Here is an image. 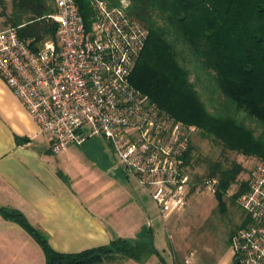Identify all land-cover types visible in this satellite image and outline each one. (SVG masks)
<instances>
[{
  "label": "built area",
  "instance_id": "built-area-1",
  "mask_svg": "<svg viewBox=\"0 0 264 264\" xmlns=\"http://www.w3.org/2000/svg\"><path fill=\"white\" fill-rule=\"evenodd\" d=\"M55 1V37L38 48L17 27L0 29V75L50 136L53 152L107 139L126 176L149 192L166 222L189 205L196 183L186 161L190 129L130 80L148 30L129 15L127 0H96L90 23L77 0ZM247 181L239 201L251 221L231 239L232 264H264V159ZM217 182L208 179L205 188L215 194Z\"/></svg>",
  "mask_w": 264,
  "mask_h": 264
},
{
  "label": "trees",
  "instance_id": "trees-1",
  "mask_svg": "<svg viewBox=\"0 0 264 264\" xmlns=\"http://www.w3.org/2000/svg\"><path fill=\"white\" fill-rule=\"evenodd\" d=\"M107 1L122 5V0ZM127 1L129 15L148 30L130 80L161 110L190 129L186 161L196 183L191 193L205 186L206 180L217 179L214 195L219 210L227 212L230 203L243 208L239 198L249 187L247 178L240 176L250 170L238 160L223 157L209 159L204 174L196 171L201 154L193 131L219 143L224 152L264 159V0ZM77 2L90 23L96 0ZM0 6L7 25L17 27L34 48L55 37V0H0ZM247 119L262 127L261 132L249 126ZM233 185L238 190L230 194ZM0 214L35 238L44 250L46 264H100L117 253L137 260L158 254L151 239L131 243L124 238L80 252H60L21 210L0 206ZM250 221L246 211L241 224L231 231L230 241Z\"/></svg>",
  "mask_w": 264,
  "mask_h": 264
},
{
  "label": "crops",
  "instance_id": "crops-1",
  "mask_svg": "<svg viewBox=\"0 0 264 264\" xmlns=\"http://www.w3.org/2000/svg\"><path fill=\"white\" fill-rule=\"evenodd\" d=\"M95 137L53 152L50 136L0 75V206L21 210L60 252H80L118 238L151 239L158 254L137 260L117 253L100 264H175L168 220L158 216L149 192L126 176L112 145L105 151ZM89 140L95 152L86 155L82 148ZM159 228L166 231L162 245L156 239ZM232 259L231 249L219 264H232ZM0 264H46L35 238L1 214Z\"/></svg>",
  "mask_w": 264,
  "mask_h": 264
},
{
  "label": "rangeland",
  "instance_id": "rangeland-1",
  "mask_svg": "<svg viewBox=\"0 0 264 264\" xmlns=\"http://www.w3.org/2000/svg\"><path fill=\"white\" fill-rule=\"evenodd\" d=\"M2 11L3 9L0 6V29L8 26L6 17L1 15ZM7 12L10 13L9 7ZM192 78L195 77L192 76ZM203 81L206 82V79L203 78ZM246 121L257 133L261 132L262 127L255 121L249 119ZM102 138L95 137L94 140H98L101 147L108 151L107 144L109 142L104 137ZM193 138L201 154V161L196 171L202 174L206 171L209 159H223V157H227L229 160L235 159L242 162L247 170H251L258 160L256 156L247 157L235 151L224 152L219 143L209 137L200 135L197 130L193 131ZM91 141H87L85 143L86 148H82L86 155L95 152L94 148L87 145ZM247 177L248 173L244 172L241 174L240 179H246ZM237 190L238 185H233L229 192L233 194ZM245 215L246 211L237 203H230L228 211L222 213L218 208L215 195L205 186L200 188L198 192L191 195L190 204L180 214L176 213L168 219L167 225L170 232L168 244L171 245L170 248H172V245L176 248L175 264H219L225 256L231 253V231L241 224ZM164 232H166L165 228L157 229L156 239L159 244L161 242V245L164 241ZM194 257L195 260L193 261Z\"/></svg>",
  "mask_w": 264,
  "mask_h": 264
}]
</instances>
